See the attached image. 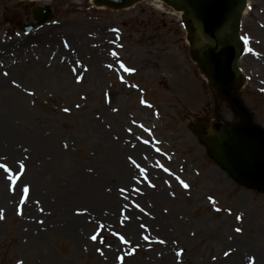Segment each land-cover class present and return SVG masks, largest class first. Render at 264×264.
Here are the masks:
<instances>
[{
    "label": "rangeland",
    "instance_id": "374dc122",
    "mask_svg": "<svg viewBox=\"0 0 264 264\" xmlns=\"http://www.w3.org/2000/svg\"><path fill=\"white\" fill-rule=\"evenodd\" d=\"M38 6L52 8L49 20H33ZM247 11L238 95L264 127V0H249ZM185 33L178 13L154 0L120 10L0 0V133L17 151L0 148L9 168H0V187L14 195L0 220V264H232L235 255L251 264L256 249L264 264V191L232 179L190 130L213 117L216 99L221 120L237 116L190 59ZM35 133L53 152H31ZM119 161L133 171L125 182L114 174ZM31 165L45 168L35 183ZM93 180L120 203L91 204L81 192ZM23 202L33 204L31 222ZM64 206L88 227L63 220Z\"/></svg>",
    "mask_w": 264,
    "mask_h": 264
},
{
    "label": "water",
    "instance_id": "95a60500",
    "mask_svg": "<svg viewBox=\"0 0 264 264\" xmlns=\"http://www.w3.org/2000/svg\"><path fill=\"white\" fill-rule=\"evenodd\" d=\"M139 0H94L113 8H123ZM176 10L188 29L190 55L210 82L232 104L241 122L211 123L202 118L192 126L213 159L233 178L245 185L264 190V129L251 122V113L243 107L235 94L240 73L237 60L242 53L238 34L241 12L246 0H163ZM41 13L40 10H37ZM44 10L38 19H46ZM210 126L211 132H207Z\"/></svg>",
    "mask_w": 264,
    "mask_h": 264
},
{
    "label": "bare ground",
    "instance_id": "6f19581e",
    "mask_svg": "<svg viewBox=\"0 0 264 264\" xmlns=\"http://www.w3.org/2000/svg\"><path fill=\"white\" fill-rule=\"evenodd\" d=\"M154 1H156V0H154ZM157 2V1H156ZM92 61V60H91ZM53 70H55V71H57V70H59V69H56V68H54ZM5 122H1L0 121V124H4ZM7 127H5L4 125H3V127H2V129L4 130V129H6ZM45 137H47V136H43L42 134L40 135V134H34V136L31 138V140H30V150H31V152L32 153H36V154H40V152L42 151V153L43 152H45L48 148H49V142H45ZM0 139H2V140H4V142H3V144L2 145H0L1 147L0 148H3V150H5V151H7V152H17V151H15V150H13V148H14V146H15V143H13L12 141H11V139L9 138V136L7 137V136H4V133H0ZM5 142H6V144H5ZM31 148H33V149H31ZM36 149V150H35ZM51 151H52V148H49ZM53 152V151H52ZM42 153H41V155H42ZM35 155V154H34ZM45 155H50L51 157H54V155L53 154H45ZM118 156H120V154H117ZM43 156V155H42ZM38 166H39V164H37ZM36 167L35 165H31L30 167H28V177L33 181V183H35V182H37L36 180H37V176H38V174L40 173H43V171H44V169L45 168H39V167ZM131 172H133L132 170H131V167H129V165H123L122 163H121V161H119L118 162V164H117V166H115L114 167V174H115V176H116V178H117V180H119V181H123V182H125V181H127L129 178H130V176L132 175V173ZM4 179V176H3V174H2V172H0V182L2 181H4L3 180ZM138 182V181H137ZM102 183H100V181H97V182H95V180H93L92 182H89V183H86L85 184V186H84V188L82 189V194H84L85 196H87V197H91L90 199H88V201L91 203V204H93L95 201H97V200H100L101 202H103V203H109V205H111V204H113V205H115V204H119L120 203V200L117 198V196H116V193L114 194H112L111 192H110V190L106 187V188H102ZM70 187H66L65 185L64 186H60L59 188L60 189H68L69 188V192H73V188H71V185H69ZM5 188L2 186V187H0V206H2L3 205V209H0L4 214H5V212L6 211H8V210H10L11 209V207H12V204L11 205H9L8 203H7V201H8V199H11L12 201H13V199H14V195H12V194H9V193H4V192H6V189L4 190ZM8 194V195H7ZM62 194H64V195H66V193H62ZM69 195V194H68ZM79 194H72V195H70V197H69V199L70 200H72V199H74V197H76L77 198V196H78ZM7 196H8V198H7ZM149 196L151 197V200H154V201H156V195L155 194H152V193H150L149 194ZM149 196H148V194H147V198H149ZM42 199H43V196H42ZM28 200V202H29V196H28V198L26 199V201ZM63 202V201H62ZM142 202H144V201H142ZM149 202H147V204H148ZM23 205H25V202H23L22 203ZM32 206H33V204L32 203H28L27 205H25V207H26V212L24 213V217L27 219V220H29V222H31L32 221V215L34 214V212H33V210H32ZM54 206H56V205H54ZM57 208V207H56ZM69 207L67 208L66 206H64V211H63V213H62V218H63V220H66V218H74L75 219V221H73L72 220V223L73 224H75V225H77L78 226V224L77 223H80V225L79 226H86V227H88L87 226V224L86 223H84V219H85V217H83V216H76V215H73V217L69 214L70 212H69ZM153 210H152V206H151V212H152ZM69 212V213H68ZM79 221V222H76V221ZM154 220L155 219H153V220H151V222H154ZM157 223H159V221H157ZM157 223H155L154 225H157ZM153 225V224H152ZM129 228V231L130 232H133L134 231V229L133 228H135V227H132V224H130L128 227H127V229ZM37 237L38 236H35V238H31V239H28L27 240V243H34L36 240H37ZM256 252H257V258H256V260H255V264H260L261 262H260V256H259V252H258V250L256 249L255 250ZM163 259L164 258H162L160 261H159V263L161 262V261H163ZM240 256L239 255H235L234 257H233V259H232V261H233V263L232 264H239L240 263ZM164 263V262H163Z\"/></svg>",
    "mask_w": 264,
    "mask_h": 264
},
{
    "label": "snow or ice",
    "instance_id": "6c2138e0",
    "mask_svg": "<svg viewBox=\"0 0 264 264\" xmlns=\"http://www.w3.org/2000/svg\"><path fill=\"white\" fill-rule=\"evenodd\" d=\"M65 46H67V44H66ZM113 55H116V54L113 53ZM121 67H124V66L121 65ZM124 70H125L126 72H131V71H133L132 69H129V68H124ZM73 71H75V69H74ZM5 75H7V73H5ZM79 79H80V78L77 77V82H79ZM29 94H31V93H29ZM141 103H143V101H141ZM64 111L67 112V111H69V109L65 108ZM114 111H115V109H114ZM144 143H148V141L145 140ZM157 151H159V149H157ZM0 159H3V158H0ZM0 168H3L5 172H8V171H9V168H8L6 165L2 164V163H0ZM23 168H24V165H23V164H20V169L22 170ZM140 171H141V173H143L144 169H140ZM164 171L167 172V171H169V170H168L167 168H164ZM10 179H11V177H10ZM178 179H179V178H178ZM180 183H181V185H182L185 189H187V188L189 187V185L186 184V183H184L183 180H180ZM150 186H152V185H150ZM23 191H24L25 194H27L28 191H29L28 187H24ZM121 191H123V189H121ZM209 199L211 200V197H209ZM217 210H219V209H217ZM85 211H86V210H85ZM76 214H77V215H82L83 213L80 212V211H77ZM3 218H4V216H3V212L0 211V220H2ZM240 219H241V217H240V216H237V220H240ZM41 223H43V221H41ZM235 231H236V232H240V231H242V229H240V228H236ZM90 239H92L93 241H95V240L97 239V237H96L95 235H93V236L90 237ZM121 239L123 240V237H121ZM160 242H161V243H164V241H160ZM98 251H99V249H98ZM179 254H180V253H177V255H179ZM229 254H230L229 252H225V253H224V255H225L226 257H227ZM250 262H251V264H255V258H254V257H253V258H250ZM20 264H22V262H20Z\"/></svg>",
    "mask_w": 264,
    "mask_h": 264
}]
</instances>
